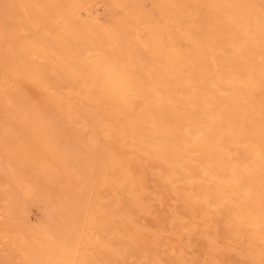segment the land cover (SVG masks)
Here are the masks:
<instances>
[{"label":"rangeland","instance_id":"374dc122","mask_svg":"<svg viewBox=\"0 0 264 264\" xmlns=\"http://www.w3.org/2000/svg\"><path fill=\"white\" fill-rule=\"evenodd\" d=\"M36 1L0 0V264H264V0Z\"/></svg>","mask_w":264,"mask_h":264},{"label":"bare ground","instance_id":"6f19581e","mask_svg":"<svg viewBox=\"0 0 264 264\" xmlns=\"http://www.w3.org/2000/svg\"><path fill=\"white\" fill-rule=\"evenodd\" d=\"M36 1V0H35ZM16 2V1H15ZM34 2V1H33ZM32 2V3H33ZM43 0H38V1H36V3L34 4V7L36 6V7H38V6H41L43 3ZM47 2V1H46ZM26 3H28V2H26ZM31 4V3H30ZM22 5H23V3H22ZM44 5V4H43ZM27 6V5H26ZM42 7V6H41ZM22 8V7H21ZM20 8V9H21ZM47 8V7H46ZM24 8H22V10H23ZM26 9V8H25ZM41 9V8H40ZM29 10V9H28ZM32 12L34 11V14H35V10H34V8H31L30 9ZM24 11V10H23ZM36 11H37V9H36ZM257 11V10H256ZM25 12V11H24ZM27 12V11H26ZM16 13V12H15ZM19 13V12H18ZM31 13V12H30ZM14 14V13H13ZM21 14V13H20ZM27 14V13H26ZM32 14V13H31ZM47 14V13H46ZM30 15V14H29ZM36 15V14H35ZM28 16V15H27ZM26 16V17H27ZM34 16V15H33ZM37 17V16H36ZM18 19H20L19 17H17ZM17 20V19H16ZM19 29H20V27H19ZM6 31V30H5ZM18 31V30H17ZM22 31V30H21ZM7 32V31H6ZM9 32V31H8ZM11 33V32H10ZM11 35V34H10ZM12 38V37H11ZM4 39H6V34L5 33H3L2 31H0V40H4ZM10 39V38H9ZM7 40H8V38H7ZM89 52V51H88ZM91 55H93V54H91ZM99 57V56H98ZM110 57V56H109ZM108 58V57H107ZM117 61V60H116ZM109 65L110 66H112V68L113 69H111V70H114L115 71V67H116V63H115V58H109ZM119 63V62H118ZM102 64H104V63H102ZM108 65V64H107ZM108 65V66H109ZM120 65V64H119ZM118 65V66H119ZM200 66V65H199ZM199 66H196V67H199ZM103 67H105V66H103ZM106 69V68H105ZM104 69V70H105ZM119 70V69H118ZM117 70V71H118ZM124 70V69H123ZM199 70V69H198ZM108 71H110V69H108ZM122 71V70H121ZM112 72V71H111ZM123 72V71H122ZM105 73H106V71H105ZM116 73V72H115ZM123 73H125V72H123ZM107 74H108V72H107ZM114 74V73H113ZM117 74H118V72H117ZM115 75V74H114ZM124 76H125V74H124ZM110 77V76H109ZM118 77H120V76H118ZM113 79H114V77H112ZM111 80V79H110ZM110 80H109V82H110ZM124 80V79H123ZM126 81V80H125ZM116 82V81H115ZM120 82V81H119ZM122 82H124V81H122ZM113 84V83H112ZM121 85V84H120ZM123 85V84H122ZM109 86V85H108ZM113 86V85H112ZM110 87V86H109ZM119 87V86H118ZM111 88V87H110ZM112 89V88H111ZM115 89V88H114ZM113 90V89H112ZM117 92L115 91L114 92V94H116ZM118 95V94H117ZM162 101H164V100H162ZM168 101H169V103L170 104H172L173 105V107H174V110L176 111L178 108H177V105H178V103L176 102V100H175V98H174V96H169V98H168ZM211 106V105H210ZM218 107V106H217ZM182 108V107H181ZM184 110V109H183ZM201 120V119H200ZM198 122H199V120H198ZM197 122V123H198ZM201 123V122H200ZM158 125V124H157ZM181 127H182V129H184V130H188L187 131V134H186V138L184 139V143L185 144H187V142H191V143H195V139H196V136H197V133L199 132L198 130L196 131V130H192V129H190V127H189V125H180V123H179V121H173V122H171V123H169L168 125H166L165 127H163L162 125L160 126V125H158V126H156L155 127V131L157 132V133H159V132H163V131H166V132H168L167 134L169 135V136H171V137H173V138H178L177 136H178V134H177V132H178V130H181ZM201 127V126H200ZM200 127H198V128H200ZM153 130V129H152ZM157 139V138H156ZM163 139V138H162ZM168 139V138H167ZM163 141V140H162ZM161 141V142H162ZM166 141V140H165ZM164 141V142H165ZM191 143H189V144H191ZM183 144V143H182ZM155 145V144H154ZM185 146V145H184ZM261 156V155H260ZM34 189H30L29 191H27L26 192V196L28 197V196H30V195H32L33 193H34V191H33ZM254 191H257V192H259V193H261V194H263L264 195V155L262 156V158H261V160H260V162L258 163V165H257V167H256V171H255V173H254V177H253V180L251 181V183L248 185V189H247V192H249V193H252V192H254ZM9 195V194H8ZM49 198H51V196L49 197ZM6 202V201H5ZM58 204V203H57ZM6 209H4V212H2L3 211V209L1 210V212L2 213H0V219H3V218H5V219H8L10 216V214H9V209L11 208V205H12V200L11 199H9V200H7V202H6ZM55 208H57V209H59L60 207L59 206H56ZM56 210V209H55ZM52 211H53V209H52ZM55 215L52 213L51 215H50V217H49V219H48V222H47V224L46 225H44V227H45V231H46V236H47V238L48 239H53V237H54V232H53V230H52V227H51V222H53L55 219ZM262 223V222H261ZM262 225V224H261ZM260 228V227H259ZM262 228V227H261ZM260 232H261V230H260ZM259 232V233H260ZM52 241V240H51ZM260 250V249H259ZM36 251V250H35ZM39 251V250H38ZM34 252V251H33ZM45 252V251H44ZM32 253V252H31ZM38 253V252H37ZM40 253V252H39ZM36 254V255H30V254H25V257L26 258H28L29 260H30V264H38V263H40L41 262V260H42V258H43V255L42 254ZM264 253V250H261L260 251V253L258 254L259 255V258H261L262 257V254ZM44 254V253H43ZM46 254V253H45ZM46 255H48V254H46ZM45 255V256H46ZM49 257V256H48ZM263 258V257H262ZM28 262V261H27Z\"/></svg>","mask_w":264,"mask_h":264}]
</instances>
